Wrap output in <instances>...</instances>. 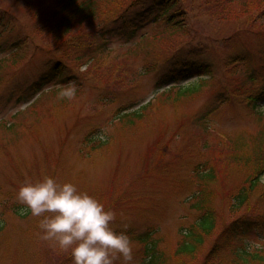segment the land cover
I'll use <instances>...</instances> for the list:
<instances>
[{
  "label": "rangeland",
  "instance_id": "374dc122",
  "mask_svg": "<svg viewBox=\"0 0 264 264\" xmlns=\"http://www.w3.org/2000/svg\"><path fill=\"white\" fill-rule=\"evenodd\" d=\"M16 1L0 0V10L13 8L17 23L12 26L32 35L27 41L11 33L0 41L5 48L0 62L7 60L0 68V264H72L70 254L40 239L37 218L15 197L20 185L44 177L72 182L97 198L116 213L112 226L117 231L135 236L153 232L160 264H239L234 251L239 241L228 232L230 222L244 215L264 219L263 174L243 209L231 210L234 197L255 180L253 170L239 164V156L254 155L255 139L264 131V101L257 105L256 99L264 88V40L259 34L245 46L251 48L250 59L232 63L228 60L245 37L235 33L237 20L209 11L214 2L189 12L180 29L144 20L134 36L131 25L113 21L109 7L102 9L94 45L87 38L81 42L84 34L78 28L58 39L45 23L43 1L35 3L40 13ZM246 1L253 11L264 2ZM64 39L69 83L46 84L35 96H19L32 90L57 56L63 58L59 44ZM16 44L18 51L8 53ZM17 53L20 61L12 66ZM199 53L208 58L212 73L161 89L163 76L192 69ZM70 84L76 86L75 97L58 99L60 89ZM196 84L195 93L175 92ZM149 102L139 117L120 120L126 109L140 110ZM241 141L246 145L239 150ZM200 185L209 195L217 226L192 255L176 254L203 212L191 200ZM260 222L261 227L241 237L253 248L264 244ZM131 241L133 264H141L143 245Z\"/></svg>",
  "mask_w": 264,
  "mask_h": 264
},
{
  "label": "trees",
  "instance_id": "16d2710c",
  "mask_svg": "<svg viewBox=\"0 0 264 264\" xmlns=\"http://www.w3.org/2000/svg\"><path fill=\"white\" fill-rule=\"evenodd\" d=\"M21 1L24 3L27 2V4L33 9H36L39 13V8L35 3L41 4L43 1L47 5H45V10L48 14V19L45 23L50 25L51 32L57 35L58 39L62 38V36L65 37L66 32H71L75 28H78L76 30L84 34L81 42L84 38H87L88 40H92V43L94 44V41H96L99 36L97 24H101L102 18L100 15L103 8H113L112 10L109 8L114 15L113 21L118 22V20L121 19L125 22L126 28H129V25H131V31L137 33L140 30V27L145 26V24L149 25L150 23L160 24L163 22L169 29H180L182 28L186 15L189 12L201 11L206 9L204 6H208L206 3L214 2L213 10H207L216 14L220 18L223 17L222 15H226L232 17L234 21L237 20L236 25L240 24V26L235 30V33H239L238 37L243 38L242 35L245 37L244 40L242 39L243 41L238 43V45H242V47L238 46L239 50L233 52V56L230 57L231 60H228V62L248 61L252 55L250 46L247 48L245 47L248 41H252V38L257 37L258 34L259 39L264 40V8L259 9L260 6H264V2L260 3L256 10L253 11L249 2L246 0H17L16 3ZM6 8L7 9H3L4 11L0 10V41L4 37L11 35V33L24 36L27 41H30V35L32 34L18 32V29L15 26H12V24L17 23L13 8ZM184 8L185 10H183ZM35 16H38V14L36 13ZM193 17L194 16L191 18L193 19ZM144 20L145 24L142 22ZM96 28L97 35L95 37L93 29ZM102 29H105V27ZM16 41H18V39H16ZM18 46L19 45L16 44L13 46L14 48L6 50L8 53L17 52ZM81 46H83V44H81ZM59 47L63 50V53L61 54L63 58L57 56V62H55L53 66L50 65L51 68L47 69L45 73L38 77L39 79L34 83L35 86L30 87L34 91L28 89L23 92L22 90L19 92V96L23 97L25 93H30L35 96V92H40L39 86L44 87L46 84L67 85V83H69V79L72 77H70L67 72L68 66L65 39L64 43L59 44ZM4 49L5 48L2 47L1 43L0 54L4 52ZM18 54L19 53L13 56V61L11 63L12 66L20 61L18 58H15ZM198 55H200V53L196 54L195 58L200 60V62L197 64L198 66L195 65L196 67L194 70L184 71L182 74L181 72H174V74L166 75L163 80H159L158 84L163 86L168 82H179L185 76L190 77L199 74L202 71L208 74L212 73L209 70L210 68L206 67L210 64L208 58H204V56L198 57ZM6 61L7 60H2L0 62V68L6 65ZM250 79L257 80L253 79L252 75L250 76ZM1 83L2 80H0V85H2ZM196 91L197 87L195 86L192 88H185L183 91H178V94L180 96L181 94H185V92L195 93ZM242 91L245 92L247 90L243 88ZM250 99L256 101L255 98L253 99L250 97ZM256 99L258 103L264 101V88L261 89L260 93L256 96ZM150 105L151 102L144 105L140 110L132 109L134 107L126 109V111H129L119 115L120 120L125 119V117H139L141 111ZM8 128H13V126ZM255 141L256 146L254 155L248 157V155H242L241 153V156H239V164L248 165L246 168H249L251 171L253 170L255 175L251 178L255 176V180H253V182L250 181V184L248 183L250 190L247 187H243L234 197L235 199L233 200L231 208L232 212L236 210L241 211L249 200L248 195L250 192L254 191L257 185L260 186L261 184V177L262 174H264V131L255 139ZM97 142L102 141L99 140ZM239 144V150L246 145L244 141L239 142ZM258 156H261L260 160L257 159ZM210 173L205 174V178L210 180ZM200 189H202V187ZM202 190L205 192L204 189ZM202 197L199 203L196 204V206H193L197 210H202L203 212L191 228L188 229L187 235L185 234V238L175 250L176 254L192 255L204 244L205 238L213 234L214 229L217 226L218 220H216V212L210 210L208 206L210 203L209 195ZM244 216H240L238 220L230 222L229 226L227 225L229 228L228 232L233 234L236 240L239 241V245L234 250L236 251L237 256L236 261H238L239 264H264V244L253 248L241 239L242 236L250 235V233L255 230V227H261L262 224L260 221H264V219L260 215L250 216L253 219H251L249 215ZM127 235L131 240L139 241L141 245H143L142 253L144 259L141 261V264H160L162 262V255L160 254V246L158 244L159 239H156L153 232L149 234L147 232L141 233L139 236H135L132 232H129Z\"/></svg>",
  "mask_w": 264,
  "mask_h": 264
},
{
  "label": "clouds",
  "instance_id": "9594fccd",
  "mask_svg": "<svg viewBox=\"0 0 264 264\" xmlns=\"http://www.w3.org/2000/svg\"><path fill=\"white\" fill-rule=\"evenodd\" d=\"M76 92L70 84L60 89L58 99L71 100ZM15 197L37 218L40 239L70 254L72 264H133L130 237L112 226L116 213L76 184L44 177L20 185Z\"/></svg>",
  "mask_w": 264,
  "mask_h": 264
}]
</instances>
